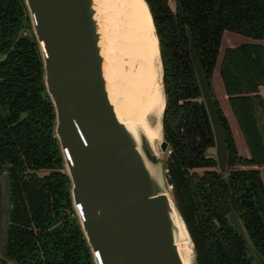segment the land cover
Returning <instances> with one entry per match:
<instances>
[{"label": "trees", "instance_id": "trees-1", "mask_svg": "<svg viewBox=\"0 0 264 264\" xmlns=\"http://www.w3.org/2000/svg\"><path fill=\"white\" fill-rule=\"evenodd\" d=\"M145 2L162 65V134L170 151L166 178L192 240L195 264H260L253 249L264 260V0ZM225 31L252 40L226 48L219 68L248 157L237 153L211 86ZM189 36L224 131V175L206 155L215 141ZM54 127L55 110L25 1L0 0V175L5 173L8 186L0 264H94Z\"/></svg>", "mask_w": 264, "mask_h": 264}, {"label": "water", "instance_id": "water-1", "mask_svg": "<svg viewBox=\"0 0 264 264\" xmlns=\"http://www.w3.org/2000/svg\"><path fill=\"white\" fill-rule=\"evenodd\" d=\"M24 1L43 61L46 93L55 110L54 132L70 179L72 204L94 264H183L174 223L179 212L165 189V179L171 186L161 172V156L146 150L140 136L119 121L109 99L102 55L105 8L101 16L98 0ZM189 52L214 134L215 145L206 155L215 159L224 175L225 135L190 36ZM157 148L162 155L170 153L163 137ZM7 225L3 173L0 257ZM192 248L194 253L193 243Z\"/></svg>", "mask_w": 264, "mask_h": 264}, {"label": "bare ground", "instance_id": "bare-ground-1", "mask_svg": "<svg viewBox=\"0 0 264 264\" xmlns=\"http://www.w3.org/2000/svg\"><path fill=\"white\" fill-rule=\"evenodd\" d=\"M103 5L106 41L102 55L109 99L119 121L135 137L140 136L146 150L160 157L157 145L163 137L165 96L158 39L148 5L145 0H103ZM149 169L155 172L153 167ZM175 214L179 255L183 264H193L191 239L180 215Z\"/></svg>", "mask_w": 264, "mask_h": 264}, {"label": "crops", "instance_id": "crops-1", "mask_svg": "<svg viewBox=\"0 0 264 264\" xmlns=\"http://www.w3.org/2000/svg\"><path fill=\"white\" fill-rule=\"evenodd\" d=\"M252 40L246 38L245 36L230 32V31H225L222 36L221 40V45H220V50H219V55L217 59V64L213 70L212 76H211V86L213 90V94L219 104V107L223 113V115L226 117L231 134L234 138L235 145L237 148V153L242 156V157H248L249 153L246 148L242 133L239 129V126L237 124L236 118L233 114L231 105L228 100V96L225 93L223 82L221 80L220 76V62L224 53V50L226 48L230 47H236L242 43H248L251 42ZM260 95L264 99V89L260 88ZM255 167V166H254ZM261 170L264 171V166L261 167ZM8 264H15L9 262Z\"/></svg>", "mask_w": 264, "mask_h": 264}, {"label": "rangeland", "instance_id": "rangeland-1", "mask_svg": "<svg viewBox=\"0 0 264 264\" xmlns=\"http://www.w3.org/2000/svg\"><path fill=\"white\" fill-rule=\"evenodd\" d=\"M98 3H99V7H100V9H102V8H104L105 6L103 5V0H98ZM100 3H102V6H101V4ZM102 7V8H101ZM104 13V9H102L101 11H100V15L102 16V14ZM161 78V73L159 74V79ZM158 149V148H157ZM158 152H159V154H160V161H161V165H163V168H162V166H161V169H162V174H163V176H164V178H166V165H165V163H166V159H167V153L166 154H161L160 153V151H159V149H158ZM158 160V159H157ZM238 167V166H237ZM66 170V169H65ZM165 189H167V191H168V193L171 195V193H172V190H171V188L167 185V183H166V179H165Z\"/></svg>", "mask_w": 264, "mask_h": 264}]
</instances>
